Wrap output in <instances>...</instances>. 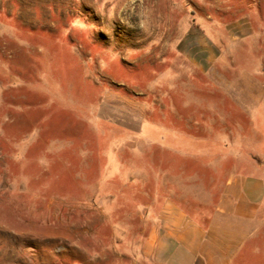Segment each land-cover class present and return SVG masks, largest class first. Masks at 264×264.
Here are the masks:
<instances>
[{
	"label": "rangeland",
	"instance_id": "rangeland-1",
	"mask_svg": "<svg viewBox=\"0 0 264 264\" xmlns=\"http://www.w3.org/2000/svg\"><path fill=\"white\" fill-rule=\"evenodd\" d=\"M225 155L264 165V0H0V264H114L165 197L206 220Z\"/></svg>",
	"mask_w": 264,
	"mask_h": 264
},
{
	"label": "crops",
	"instance_id": "crops-1",
	"mask_svg": "<svg viewBox=\"0 0 264 264\" xmlns=\"http://www.w3.org/2000/svg\"><path fill=\"white\" fill-rule=\"evenodd\" d=\"M188 56L206 70L214 62L216 48L199 32ZM235 167L222 187L214 211L201 220L170 197L147 207L145 219L134 245L112 249L114 264H236L241 251L254 233L264 204V165L255 158L225 155L210 165ZM158 196V195H157Z\"/></svg>",
	"mask_w": 264,
	"mask_h": 264
}]
</instances>
